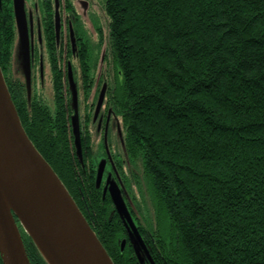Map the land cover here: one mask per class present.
Segmentation results:
<instances>
[{
    "label": "trees",
    "instance_id": "obj_1",
    "mask_svg": "<svg viewBox=\"0 0 264 264\" xmlns=\"http://www.w3.org/2000/svg\"><path fill=\"white\" fill-rule=\"evenodd\" d=\"M104 11L110 101L153 263L264 264V0H104ZM3 17L0 69L25 133L112 263L138 264L73 153L63 106L28 102L9 76ZM19 229L30 264H46Z\"/></svg>",
    "mask_w": 264,
    "mask_h": 264
},
{
    "label": "flooded vegetation",
    "instance_id": "obj_2",
    "mask_svg": "<svg viewBox=\"0 0 264 264\" xmlns=\"http://www.w3.org/2000/svg\"><path fill=\"white\" fill-rule=\"evenodd\" d=\"M85 1L79 0V4L89 21L88 29L79 21L74 0H21L19 26L14 0H0V16L4 15L1 19L10 60L9 76L17 78L12 65L15 62V71L22 76V88L28 102H38L51 110L55 105L63 106L73 153L81 167L92 172L94 189L100 191L101 198L110 200L113 207L110 214L118 216L125 229L122 239L126 240L125 245H131L125 215L115 208L111 195L120 196L136 227L132 212L133 209L136 211L135 205L141 198L136 182L137 170L135 162L124 150L123 125L110 101L114 73L107 68L104 1L101 8L105 16L104 29L98 26L99 23L91 22L92 14ZM25 60L28 61L29 99ZM45 91L49 92L50 105ZM77 135L80 154L75 145Z\"/></svg>",
    "mask_w": 264,
    "mask_h": 264
},
{
    "label": "water",
    "instance_id": "obj_3",
    "mask_svg": "<svg viewBox=\"0 0 264 264\" xmlns=\"http://www.w3.org/2000/svg\"><path fill=\"white\" fill-rule=\"evenodd\" d=\"M19 26L21 0H14ZM20 49L22 33L19 27ZM25 63V64H24ZM29 99L28 61H24ZM98 101V106L101 102ZM75 145L79 153L78 135ZM126 218L138 264H154L122 199L111 195ZM20 226V227H19ZM46 264H113L56 173L25 133L0 69V259L2 264H30L20 229ZM120 243V250L125 246Z\"/></svg>",
    "mask_w": 264,
    "mask_h": 264
},
{
    "label": "rangeland",
    "instance_id": "obj_4",
    "mask_svg": "<svg viewBox=\"0 0 264 264\" xmlns=\"http://www.w3.org/2000/svg\"><path fill=\"white\" fill-rule=\"evenodd\" d=\"M103 1L104 0H86L85 2L86 3L88 2V9L87 10H88V12H90V14H92V21L91 22H95L97 25L99 23L98 26H100L104 29L105 28V20H104L105 16H104L103 11L101 9ZM74 6H75L76 13L79 16L80 23H82L83 26L86 27V29H88V27H89L88 25H90V24H89V21L86 19V15H85L83 7H81L79 4V0H74ZM89 31H90V29H89ZM15 64H16L15 62H14V64H12L13 65V73L18 78L21 79L22 76L18 75L17 72L15 71V67L17 66ZM45 94L47 95V104L50 105L49 92L45 91Z\"/></svg>",
    "mask_w": 264,
    "mask_h": 264
}]
</instances>
